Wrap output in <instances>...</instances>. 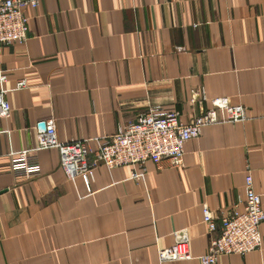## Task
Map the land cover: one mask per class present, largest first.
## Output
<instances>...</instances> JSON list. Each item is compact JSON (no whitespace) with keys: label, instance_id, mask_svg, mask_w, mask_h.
<instances>
[{"label":"crops","instance_id":"crops-1","mask_svg":"<svg viewBox=\"0 0 264 264\" xmlns=\"http://www.w3.org/2000/svg\"><path fill=\"white\" fill-rule=\"evenodd\" d=\"M39 4L23 9L26 42L0 47L11 106L0 118V264H200L212 238L202 207L242 211L246 167L264 211V0ZM220 97L247 119L207 125L184 145L182 167L147 163L143 181L130 165L101 164L88 191L65 177L55 149L37 154L38 175L11 172L8 154L33 148L50 117L59 142L78 141L115 134L155 106L188 124ZM182 229L192 260L160 263L157 251ZM259 229L260 251L218 264H261L264 221Z\"/></svg>","mask_w":264,"mask_h":264},{"label":"built area","instance_id":"built-area-1","mask_svg":"<svg viewBox=\"0 0 264 264\" xmlns=\"http://www.w3.org/2000/svg\"><path fill=\"white\" fill-rule=\"evenodd\" d=\"M41 1L0 0V47L26 42L28 20L23 9L37 8ZM175 48L178 51L184 50L182 47ZM5 81L6 74L0 69V118L8 119L11 117V106L5 99L8 93L3 88ZM16 84L15 90L27 87L24 80ZM246 119L247 111L243 106H232L227 97H220L212 99L205 113L188 124L181 121L178 112H168L155 106L141 113L136 120L120 125L117 132L110 136L59 142L55 121L50 117L40 122L44 124L43 131L38 128L40 123L36 125V144L33 148L8 154L11 172L25 178L38 175L41 166L36 159L37 154L47 149H55L59 153V162L65 177L72 184L77 178H82L88 191L95 179V169L101 164L108 171L130 165L133 167L132 179L143 181L147 163L158 164L167 160L173 168L182 167L184 145L190 139L199 137L207 125L237 124ZM90 142L97 145L95 151L91 150ZM245 173L242 211L238 212L235 207L227 214H216L208 206L202 207L201 222L212 238L204 255L198 257L200 264H218L219 259L225 256L245 255L260 251L263 247L259 229L264 221L261 197L253 189L249 167H246ZM172 237V246L157 251L159 262L192 260L186 231L177 230Z\"/></svg>","mask_w":264,"mask_h":264},{"label":"water","instance_id":"water-1","mask_svg":"<svg viewBox=\"0 0 264 264\" xmlns=\"http://www.w3.org/2000/svg\"><path fill=\"white\" fill-rule=\"evenodd\" d=\"M38 128H39L41 131H43V130H44V124H43V123H40V124L38 125Z\"/></svg>","mask_w":264,"mask_h":264}]
</instances>
